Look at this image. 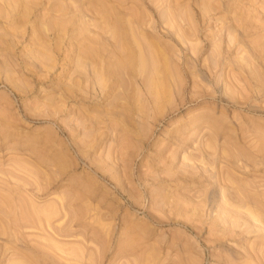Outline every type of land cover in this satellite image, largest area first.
Segmentation results:
<instances>
[{"label": "rangeland", "instance_id": "374dc122", "mask_svg": "<svg viewBox=\"0 0 264 264\" xmlns=\"http://www.w3.org/2000/svg\"><path fill=\"white\" fill-rule=\"evenodd\" d=\"M0 264H264V0H0Z\"/></svg>", "mask_w": 264, "mask_h": 264}]
</instances>
